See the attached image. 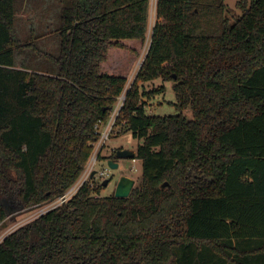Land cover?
<instances>
[{"label": "trees", "instance_id": "trees-1", "mask_svg": "<svg viewBox=\"0 0 264 264\" xmlns=\"http://www.w3.org/2000/svg\"><path fill=\"white\" fill-rule=\"evenodd\" d=\"M47 2L24 30L29 0H0V224L80 177L146 39L149 0ZM237 6L230 22L224 0H156L117 120L139 140L136 184L84 182L5 235L0 264H264V0ZM157 77L192 119L146 114L138 82Z\"/></svg>", "mask_w": 264, "mask_h": 264}, {"label": "rangeland", "instance_id": "rangeland-1", "mask_svg": "<svg viewBox=\"0 0 264 264\" xmlns=\"http://www.w3.org/2000/svg\"><path fill=\"white\" fill-rule=\"evenodd\" d=\"M62 5H67L68 0H61ZM149 9H148V28L146 32V39L145 43L143 45V48L138 53L136 57L133 58L132 63L130 65L128 70V78L125 86V91H127L132 83L134 82L135 76L140 68V63L143 60V57L147 51L150 39H151V28L153 26L154 20H155V3L156 0H149ZM238 0H224V4L226 6V16L230 22H233V20L241 14V9L237 6ZM54 5V4H53ZM55 7V6H54ZM45 8V6H44ZM56 9V8H55ZM46 12H51L52 14H55V10L52 8V10L44 9L39 11V15H31V14H23L18 13L17 16H21V22L20 26L25 30L26 28H29V25L31 24V20L33 23H37L41 17H44V21L49 20V16L45 14ZM37 13V11H36ZM38 14V13H37ZM48 19V20H47ZM30 20V21H29ZM58 37L56 33L51 34V40L55 42V45H50V50H57V40ZM117 61V59H115ZM141 60V61H139ZM126 60L124 57H120V62L124 63ZM127 65V64H125ZM174 81L171 79H161L160 77H157L153 80L146 81L144 83L138 82L139 88V97L140 100L146 102L145 111L146 114L153 113L155 115H175L178 113H182V115L187 119H192V112L190 107L185 108L184 110L180 111L176 106V97L175 92L173 90ZM162 88V90H161ZM160 89V91H159ZM153 91L152 96L148 99L144 94L145 92ZM123 128L121 125H114V128L111 130L107 140L102 145L101 149V155L102 156H109V154L113 150L117 149H128L136 153V148L139 143V140L134 138L130 131L125 130L122 131ZM99 148V145L96 144L95 146V157L96 152ZM93 153V151H92ZM91 153V154H92ZM98 163L96 164V168H105L107 167L106 160H98ZM119 166L117 169L111 170V176L108 178V184L106 186H102V189L100 191V195H110L114 193L115 185L120 178V176H128L134 179V185L136 184L140 174H141V165L140 162L133 163L131 158H124L118 160ZM135 165L136 171H132L131 167ZM81 178V176L79 177ZM76 180V183L77 181ZM98 183L102 184V181L96 180ZM165 183V182H163ZM32 207L27 208L25 210H19L17 212L11 213L7 219H5L0 224V237H3L19 227L20 225L26 223L27 221L32 220L38 215L39 208Z\"/></svg>", "mask_w": 264, "mask_h": 264}, {"label": "built area", "instance_id": "built-area-1", "mask_svg": "<svg viewBox=\"0 0 264 264\" xmlns=\"http://www.w3.org/2000/svg\"><path fill=\"white\" fill-rule=\"evenodd\" d=\"M144 57H145V55H144ZM144 57H143V59H144ZM139 61H141V60H139ZM125 86H126V84H125ZM125 95H126V91H125V87H124L123 91L120 93V95L117 97L116 101L114 102L113 108H112L107 120L97 122L96 132L99 134V138L93 145V150H92L93 153L91 152L92 154H90V156L88 158L86 166H85L82 174L80 175L81 178H79V181H77V183L75 182L72 186H70L64 193L59 195L56 199L39 205L37 207L39 209L36 210V212H38L37 216H39V215L45 213L46 211L53 209V208L65 203V202H67L76 193V191L79 189V187L84 182L89 181V180L103 181L105 179H108L111 176L110 168L108 166L105 168L97 169L96 164L98 163L97 159L99 160V156H102L100 153L101 149H102V145L107 140L111 130L114 128V125H120V124H117V120H118V118H120L119 114H120V110L123 106V102L125 100ZM96 144L99 145V148L96 152V157H95L94 153H95ZM103 160H105V158ZM131 160L133 163L137 162L134 157H132ZM131 169L133 172L137 170L135 165H133L131 167ZM3 237H0V242L2 241Z\"/></svg>", "mask_w": 264, "mask_h": 264}, {"label": "water", "instance_id": "water-1", "mask_svg": "<svg viewBox=\"0 0 264 264\" xmlns=\"http://www.w3.org/2000/svg\"><path fill=\"white\" fill-rule=\"evenodd\" d=\"M134 155V152L128 149H117L115 151V158H109L106 160L107 166L114 170L117 169L119 166L118 160L124 159V158H132ZM94 173V172H93ZM93 175V174H92ZM108 184V179H105L102 181V186H106ZM166 183H163L164 186ZM134 186V179L128 176H120L118 179L115 189H114V196L116 197H126L130 193L131 189ZM21 210L20 208H11L10 210H7V215H10L11 213L17 212Z\"/></svg>", "mask_w": 264, "mask_h": 264}, {"label": "crops", "instance_id": "crops-1", "mask_svg": "<svg viewBox=\"0 0 264 264\" xmlns=\"http://www.w3.org/2000/svg\"><path fill=\"white\" fill-rule=\"evenodd\" d=\"M47 7L48 10H50L49 4L46 0V2L43 0V2L41 0H29L28 3V7L27 9L24 11V9H22V11L20 13H22V15L24 14H31V15H39V11L42 10V8ZM37 11V13H36ZM47 16L51 14V12H46ZM30 21V20H29ZM32 22V20H31ZM36 25V23H33Z\"/></svg>", "mask_w": 264, "mask_h": 264}, {"label": "flooded vegetation", "instance_id": "flooded-vegetation-1", "mask_svg": "<svg viewBox=\"0 0 264 264\" xmlns=\"http://www.w3.org/2000/svg\"><path fill=\"white\" fill-rule=\"evenodd\" d=\"M115 151H116V150H113V151L109 154V156H103V157H105V160H107V159H109V158H115Z\"/></svg>", "mask_w": 264, "mask_h": 264}]
</instances>
